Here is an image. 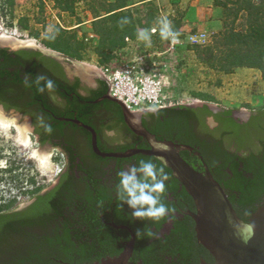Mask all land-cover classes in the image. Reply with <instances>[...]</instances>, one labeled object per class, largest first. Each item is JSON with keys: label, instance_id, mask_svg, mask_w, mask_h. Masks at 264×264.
Listing matches in <instances>:
<instances>
[{"label": "trees", "instance_id": "obj_1", "mask_svg": "<svg viewBox=\"0 0 264 264\" xmlns=\"http://www.w3.org/2000/svg\"><path fill=\"white\" fill-rule=\"evenodd\" d=\"M106 3L111 8L101 19L120 15L132 19L125 11L128 0ZM215 4L224 8L223 27L207 45H192L197 48L200 60L223 73L234 72L238 67L257 68L264 77V0H215ZM40 56L41 52L32 49L0 47V103L7 109L31 113V107L39 106L36 101L42 93L37 91L35 81L43 67ZM26 78L29 87L25 86ZM107 89L108 85L104 91ZM27 98L32 102H23ZM222 107L220 112H214L208 103L201 107L178 104L160 109L157 116L164 118L160 125L165 134L173 132V138L182 137L185 142L199 146L215 177L231 192L230 199L238 215L249 221L264 204V107L254 109L246 122L234 118V108ZM198 109L219 122L214 131L217 136L213 135L210 144L197 138L199 133L206 134ZM63 125L55 121L52 135L38 128L40 143L54 142ZM184 156L189 162H198L188 151ZM41 189L28 208L0 210V264H86L121 251L117 248L115 230L110 226L104 229L92 207L81 211L78 201L71 194L66 195L63 183L45 193H40ZM235 190L238 193L234 194ZM120 210L116 221L129 222L131 215ZM130 222L137 236V259H143L144 264H166L170 258L192 264L200 255H208L207 250L198 248L194 233L185 225H178L165 242L151 228L153 224L159 227L160 223L140 219ZM125 237L130 234L125 233Z\"/></svg>", "mask_w": 264, "mask_h": 264}, {"label": "flooded vegetation", "instance_id": "obj_2", "mask_svg": "<svg viewBox=\"0 0 264 264\" xmlns=\"http://www.w3.org/2000/svg\"><path fill=\"white\" fill-rule=\"evenodd\" d=\"M27 49L41 52L40 58H42L41 62L43 67H41L40 76L48 79H51L50 77L55 78V87L51 91L45 90L42 93V97L36 101V104L38 102L39 106L35 105L31 107V109L33 108L31 113H24L16 108L14 109L22 114H27L30 117L31 123H35V117L39 115H43L51 124H54L57 120L64 123L60 137L55 138L54 142L48 141L46 143H40L39 135L40 144H48L53 149L59 150L64 157L63 168L57 174L56 179L51 181L48 187H43L39 192L45 193L51 191L63 183L66 187V195L71 194L78 201V204L81 205V211H85V208L92 207L95 210V216L101 219V225H105L103 228L105 229L107 226H110L115 230L117 248L121 249V251L117 255H107L101 258V260L94 262L102 261L108 257L119 256L131 241L132 234L134 233L136 236L133 224L130 221L136 222L137 219L131 217L129 222L116 221L117 210L121 209L127 216L128 214L131 215L133 211L126 203L117 199L116 185L119 182L117 173L133 164H137L140 160H151L158 167L165 166V164L162 165L161 161L155 155L141 152L127 157L101 156L96 153L93 147V132L86 126L95 130L98 147L103 153L121 154L134 148L152 149L153 147L150 141L135 130L139 129L140 126H144L160 140L194 147V151L182 150L180 154L197 171L203 172L205 170L204 164H207L211 171L209 163L200 151L199 146L185 142V139L182 137L173 138L172 131L169 134L163 132V127L160 124L164 118L161 116L158 117L157 113L160 109L173 105H166L159 108H130L123 100L116 97L128 108L129 114H127L118 102L105 97L106 95L113 96V94L107 76L100 70L87 71L84 65H79L77 63L78 60L66 53L60 52L62 56H57L46 53L40 48ZM41 83L43 84V82ZM106 85H108V89L104 91ZM23 100L26 103L32 102L31 98ZM204 103L208 102L192 105L194 107H201ZM208 105L214 112L223 110V107L220 105L214 103H208ZM2 106L6 108L5 105L2 104ZM253 110L247 109L239 113L234 110L233 116L240 122H246L253 114ZM33 111L37 113H32ZM198 111L201 113V117H203L206 134L199 133L197 138L202 142H206V144H210L213 135L217 136L214 131L219 127V122L214 116H206L200 109ZM243 112H248V115L242 114ZM155 129L160 131H154ZM187 151L192 155V158H198V162H189L184 156V152ZM195 151H199L202 154L203 160L195 155ZM241 153L242 151H239V154ZM165 171L169 174L170 179L166 182V192L163 197V202L169 207L170 211L164 219L157 222V224H161L159 227L156 224L151 226L152 230L156 232V236L163 237V240L166 242L167 237L176 231L178 225L187 226L194 233L198 248H204L208 252V255L202 254L197 259L192 258V264H203L204 261L214 263L215 258L199 242L197 237L196 221L191 215V213L197 212L194 198L187 191L186 186L176 177L172 168L166 165ZM211 173L213 174L212 171ZM73 174L75 178H67L68 175L72 177ZM213 176L215 177L214 174ZM219 182L230 199L231 192L228 191L227 187L221 181ZM233 192L234 194L238 193V190ZM37 193L38 191H32L31 195H27L23 204L14 209L20 211L28 208L35 201ZM88 202H95L96 205L90 206ZM125 233H129L130 237L126 238ZM136 241L137 236L135 246ZM135 246L129 258V263L144 264L143 259H137ZM170 259L166 264H185L176 259Z\"/></svg>", "mask_w": 264, "mask_h": 264}, {"label": "rangeland", "instance_id": "obj_3", "mask_svg": "<svg viewBox=\"0 0 264 264\" xmlns=\"http://www.w3.org/2000/svg\"><path fill=\"white\" fill-rule=\"evenodd\" d=\"M106 1L114 0H0V26L7 35L22 40L35 39L39 47L69 54L78 61L98 67L107 75L117 70L124 72L127 63L148 62L153 65L149 74H156L158 79L165 81L163 94L167 99L162 103L166 105L191 104L193 100H198L230 108L264 107V86L258 93L262 98H257L252 104L238 102L227 106L214 92L217 86L223 84V72L203 63L197 48L185 40L171 49L169 40L160 38L158 22L167 17L173 30L181 32L183 37L191 31H205L210 35L211 42L221 29L204 30L186 22L193 0H128L125 11L132 19L124 26H121V20L125 17L121 15L101 19L108 15L106 11L111 8ZM214 6L218 5L214 2ZM218 7L223 20L224 8ZM50 26L54 27L55 39L47 38ZM138 29L150 32L156 29L151 35L150 46L137 39ZM256 80L264 81L263 78ZM250 84L257 85L256 81ZM203 92L205 95H200ZM151 107L159 108L157 104ZM6 148L12 151L11 156L4 155ZM53 150L51 148L50 151ZM51 159L54 173L37 168L22 152L17 154L11 149L10 142L0 135V160L7 161L6 167H0V210L14 209L22 205L32 191L48 187L64 164L59 150Z\"/></svg>", "mask_w": 264, "mask_h": 264}, {"label": "water", "instance_id": "obj_4", "mask_svg": "<svg viewBox=\"0 0 264 264\" xmlns=\"http://www.w3.org/2000/svg\"><path fill=\"white\" fill-rule=\"evenodd\" d=\"M0 46H7L12 50L21 48H40L46 53L62 56L60 52L58 53L39 47L35 39L22 40L18 39L16 36H5L3 35L1 26ZM77 63L79 65H84L87 71L100 70L94 65L78 61ZM105 97L118 102L125 112L129 114L128 108L121 100L110 95H106ZM193 101L191 105L204 102L198 100ZM0 106H2V104H0ZM4 109L8 110L7 108ZM234 109L239 113L248 108ZM20 114L24 115L22 113ZM242 114L248 115V112H243ZM86 127L93 132V147L96 153L101 156L127 157L141 152L155 155L160 161L162 160L165 165L174 170L176 177L186 186L187 191L196 202L197 212L191 213V215L196 221L198 240L215 258L214 263L204 261L203 264H264V204L252 214L249 221L243 220L235 210L225 189L211 173L208 165L204 164L205 170L200 172L193 168L181 156L180 151L188 150L192 152L194 151V147L160 140L144 126H140L139 129L135 130L150 141L153 147L152 149L134 148L121 154L103 153L98 147L95 130L89 126ZM40 147L45 152H49L52 148L48 144H40ZM194 153L203 160V156L199 151H195ZM45 169L50 170L52 173L55 172L53 164ZM135 240L136 236L133 233L131 241L119 256L108 257L102 261L86 264H130L129 258L133 253Z\"/></svg>", "mask_w": 264, "mask_h": 264}, {"label": "clouds", "instance_id": "obj_5", "mask_svg": "<svg viewBox=\"0 0 264 264\" xmlns=\"http://www.w3.org/2000/svg\"><path fill=\"white\" fill-rule=\"evenodd\" d=\"M128 18H122L121 24L128 23ZM159 35L162 40H171L173 44L178 43V33L172 28L171 22L167 17L159 20ZM151 32L147 29L137 30V39L146 42L150 46ZM48 39H55V30L53 26L48 29ZM37 91L44 93L45 90L51 91L55 85L51 79L44 76H37ZM43 82V84H41ZM25 86L29 87L30 82L26 78ZM41 129L44 134L52 135L53 126L43 115L35 117V123L30 122L27 114L21 115L15 109L5 110L0 106V135L5 141L10 142L11 149L17 154L23 153L24 157L34 162L37 168H46L52 165V155L57 150L45 152L41 149L39 143V132ZM13 153L5 149L4 155L11 156ZM161 164L164 162L161 160ZM7 161L0 160V167H6ZM166 166V165H165ZM165 166L158 167L151 160H140L127 169L117 173L119 182L116 185L117 199L126 203L133 211L131 217L145 221L159 222L164 219L170 209L163 202L166 192V182L170 179L165 171Z\"/></svg>", "mask_w": 264, "mask_h": 264}, {"label": "built area", "instance_id": "obj_6", "mask_svg": "<svg viewBox=\"0 0 264 264\" xmlns=\"http://www.w3.org/2000/svg\"><path fill=\"white\" fill-rule=\"evenodd\" d=\"M177 32L178 43L173 44L169 40L170 48L173 49L180 45L184 40L190 45L204 46L209 43L210 35L205 31H191L186 33L185 37L181 32ZM153 69V65L148 62L127 63L124 65V72L117 70L111 75L106 74L111 84V92L113 96L120 98L130 108L139 105H145L144 108H153L151 106L157 104L158 107L166 106L164 100L167 99L163 94L164 80L158 79L157 75L149 74ZM132 92L133 97L128 94Z\"/></svg>", "mask_w": 264, "mask_h": 264}, {"label": "crops", "instance_id": "obj_7", "mask_svg": "<svg viewBox=\"0 0 264 264\" xmlns=\"http://www.w3.org/2000/svg\"><path fill=\"white\" fill-rule=\"evenodd\" d=\"M214 2L215 0H193L192 8L187 13L188 25H197L204 30H220L223 27V21L219 15L221 8L214 6ZM193 20L198 21L193 24L191 23ZM221 77L223 84L217 86L214 92L216 97L223 100L227 106L238 102L252 104L257 98H262V95L258 93L262 91L261 86H264V81L256 80L264 79L261 70L253 67H238L234 72L223 73ZM254 81L257 85H249ZM253 88L256 89L254 92L251 91Z\"/></svg>", "mask_w": 264, "mask_h": 264}, {"label": "bare ground", "instance_id": "obj_8", "mask_svg": "<svg viewBox=\"0 0 264 264\" xmlns=\"http://www.w3.org/2000/svg\"><path fill=\"white\" fill-rule=\"evenodd\" d=\"M3 35H5V36H7V34L6 33H3ZM21 39V38H20ZM48 49V48H47ZM48 50H52V49H48ZM52 51H55V52H58L59 53V51H56V50H52ZM128 94H130L131 95V98L133 97V95H132V92H130V93H128Z\"/></svg>", "mask_w": 264, "mask_h": 264}]
</instances>
